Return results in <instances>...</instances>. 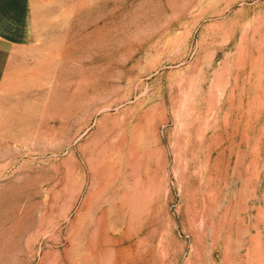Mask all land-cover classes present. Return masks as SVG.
<instances>
[{"label":"rangeland","instance_id":"rangeland-1","mask_svg":"<svg viewBox=\"0 0 264 264\" xmlns=\"http://www.w3.org/2000/svg\"><path fill=\"white\" fill-rule=\"evenodd\" d=\"M26 7L0 17L25 44L0 61V264H264V0Z\"/></svg>","mask_w":264,"mask_h":264},{"label":"crops","instance_id":"crops-1","mask_svg":"<svg viewBox=\"0 0 264 264\" xmlns=\"http://www.w3.org/2000/svg\"><path fill=\"white\" fill-rule=\"evenodd\" d=\"M0 2H3L4 5L7 7V9L5 10L7 14H5V12L0 13V17H10L12 19L13 27L19 26V29H21V23H24V18L27 17V0H0ZM6 23L10 22L7 21ZM13 27H10L9 25L5 26L0 24V61H2L3 58H7L8 54H5V49L24 48L25 44H17L13 41L6 39L7 37H5V33H14L19 30Z\"/></svg>","mask_w":264,"mask_h":264}]
</instances>
